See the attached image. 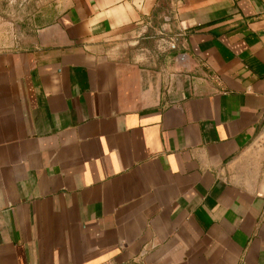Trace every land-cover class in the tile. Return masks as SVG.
Returning a JSON list of instances; mask_svg holds the SVG:
<instances>
[{"label": "crops", "instance_id": "1", "mask_svg": "<svg viewBox=\"0 0 264 264\" xmlns=\"http://www.w3.org/2000/svg\"><path fill=\"white\" fill-rule=\"evenodd\" d=\"M159 9L55 0L0 49V264H264V0H171V49L120 55Z\"/></svg>", "mask_w": 264, "mask_h": 264}, {"label": "rangeland", "instance_id": "2", "mask_svg": "<svg viewBox=\"0 0 264 264\" xmlns=\"http://www.w3.org/2000/svg\"><path fill=\"white\" fill-rule=\"evenodd\" d=\"M160 9L156 10L155 17L159 25L165 27L158 31L157 26L151 29L152 37L123 38L113 45L120 55L131 59L146 61L152 55H163L171 49L174 34L172 28L164 24V14L171 0H159ZM55 0H0V49L22 47L26 44L30 34L38 25L50 21L54 13ZM161 26V27H162ZM171 35V36H170ZM145 58V59H144Z\"/></svg>", "mask_w": 264, "mask_h": 264}, {"label": "water", "instance_id": "3", "mask_svg": "<svg viewBox=\"0 0 264 264\" xmlns=\"http://www.w3.org/2000/svg\"><path fill=\"white\" fill-rule=\"evenodd\" d=\"M184 55H185V54H179L178 57H182V56H184Z\"/></svg>", "mask_w": 264, "mask_h": 264}]
</instances>
